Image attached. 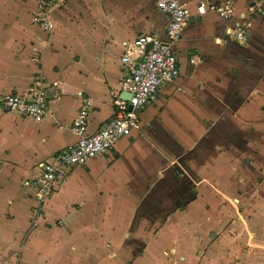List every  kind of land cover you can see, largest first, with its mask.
Wrapping results in <instances>:
<instances>
[{"label": "crops", "instance_id": "obj_1", "mask_svg": "<svg viewBox=\"0 0 264 264\" xmlns=\"http://www.w3.org/2000/svg\"><path fill=\"white\" fill-rule=\"evenodd\" d=\"M46 1L51 30L34 20L39 0H0V101L39 86L48 101L37 122L0 103V264H264V0H206L229 4L227 19L178 0L189 13L178 76L138 130L72 167L34 209L22 183L76 142L81 99L95 132L121 96L125 51L141 58L134 40L164 41L168 24L155 0Z\"/></svg>", "mask_w": 264, "mask_h": 264}, {"label": "built area", "instance_id": "obj_2", "mask_svg": "<svg viewBox=\"0 0 264 264\" xmlns=\"http://www.w3.org/2000/svg\"><path fill=\"white\" fill-rule=\"evenodd\" d=\"M155 5L168 18L166 39L162 41L150 35H139L132 46L135 51L142 54V57L132 58L131 49L125 51L121 62L126 66V73L120 79L119 87L121 92L130 94V99L126 102L117 96L113 101L112 116L95 132L87 131L90 99H81L70 126V131L77 137L76 142L55 154L50 160L41 162L39 174L22 183L23 187L33 191L36 201L34 209H40L44 200L55 191L57 180L63 179L72 167L83 165L91 158L106 154L120 137L129 136L138 130L141 127L140 110L155 96L162 85L178 76L179 69L173 44L180 39L189 13L178 0H155ZM46 8L47 1L39 0V9L34 20L41 29L51 30L53 24L45 17ZM206 8L214 10L222 19L229 18L231 14L229 4L213 5L206 0H200L198 12L203 13ZM230 33L237 41L245 43L247 33L242 26L236 25ZM148 43L152 46L145 52L144 48ZM0 103L4 111L36 122L42 120L48 112L47 93L43 86L32 87L24 95H6L2 97Z\"/></svg>", "mask_w": 264, "mask_h": 264}, {"label": "water", "instance_id": "obj_3", "mask_svg": "<svg viewBox=\"0 0 264 264\" xmlns=\"http://www.w3.org/2000/svg\"><path fill=\"white\" fill-rule=\"evenodd\" d=\"M151 46H152V44H151V43H148V44L146 45V50L151 49ZM120 98H121L122 100L128 102L129 99H130V94H129V93H126V92H122Z\"/></svg>", "mask_w": 264, "mask_h": 264}, {"label": "rangeland", "instance_id": "obj_4", "mask_svg": "<svg viewBox=\"0 0 264 264\" xmlns=\"http://www.w3.org/2000/svg\"><path fill=\"white\" fill-rule=\"evenodd\" d=\"M263 166H264V165H263ZM263 166H262V167H263ZM260 171L262 172V170H260ZM259 175H260V174H259ZM263 177H264V173H263ZM263 219H264V218L260 219L259 221L262 222V221H264ZM235 226H237L236 223H235V224H232V223L230 222L229 224H227V228H228V227H229V228H230V227H235Z\"/></svg>", "mask_w": 264, "mask_h": 264}]
</instances>
